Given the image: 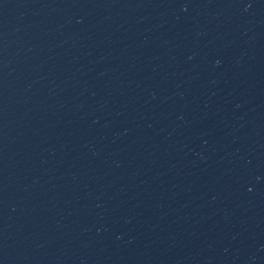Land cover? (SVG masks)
Returning <instances> with one entry per match:
<instances>
[{
  "label": "water",
  "instance_id": "1",
  "mask_svg": "<svg viewBox=\"0 0 264 264\" xmlns=\"http://www.w3.org/2000/svg\"><path fill=\"white\" fill-rule=\"evenodd\" d=\"M0 264H264V0H0Z\"/></svg>",
  "mask_w": 264,
  "mask_h": 264
}]
</instances>
